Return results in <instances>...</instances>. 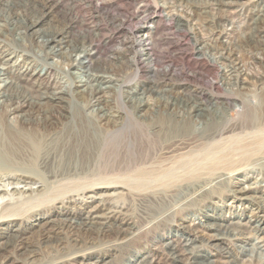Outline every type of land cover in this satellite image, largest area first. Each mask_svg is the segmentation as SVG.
Instances as JSON below:
<instances>
[{
	"label": "bare ground",
	"instance_id": "obj_1",
	"mask_svg": "<svg viewBox=\"0 0 264 264\" xmlns=\"http://www.w3.org/2000/svg\"><path fill=\"white\" fill-rule=\"evenodd\" d=\"M245 2L0 0V264H264V0Z\"/></svg>",
	"mask_w": 264,
	"mask_h": 264
},
{
	"label": "rangeland",
	"instance_id": "obj_2",
	"mask_svg": "<svg viewBox=\"0 0 264 264\" xmlns=\"http://www.w3.org/2000/svg\"><path fill=\"white\" fill-rule=\"evenodd\" d=\"M244 2H245V0H243ZM151 3V2H150ZM245 3H247V2H245ZM68 4V3H67ZM127 4H129V1H127ZM69 5V4H68ZM128 6H130V5H126V6H124L122 9H120L119 11H115L114 9H106V10H100L96 15H97V20H96V24L97 25H99V26H107V28H109L111 25H112V22H111V19L112 18H117V19H121V18H123L122 16H121V13H123V15H124V13L125 12H129V11H131V10H133L134 9V7L133 6H131V7H128ZM129 9V10H127V8ZM133 7V8H132ZM66 6H65V10H66ZM130 8H132V9H130ZM63 9V10H64ZM240 10V8H238V7H233L231 10H229L231 13L230 14H227L228 15V17L231 19V21H232V23H233V25H228L227 27H226V29H227V32L229 33V37L228 38H225V39H223V43L226 45V46H228L230 43H232V42H234V40H236L239 36H241V31H239V26H240V24L242 23V22H244L243 21V16L242 17H240V16H238V14H237V11H239ZM114 11V12H113ZM112 12V13H111ZM115 12H117V13H115ZM118 14V15H117ZM120 15V16H119ZM80 17H83L82 15H80V14H76V13H74L73 15H72V17L71 18H74L73 20L74 21H78V20H81L82 18H80ZM239 24V25H238ZM148 26H151V24L150 23H148L147 24ZM86 27V26H85ZM84 26H78V25H74L73 26V29L71 30V32H70V34H69V37H71V36H77V35H88V32H87V29L85 28ZM240 29H241V27H240ZM163 34H165V33H158V34H155V35H153L152 36V38L150 39V41L153 43V47H154V50H155V56L156 57H162L164 54V56H166V57H169L170 59H176V55L173 53V52H171L170 50H167V47H164V46H158V41H159V39L160 38H162V37H170L171 35H167V33L165 34V35H163ZM171 38H173V39H175V37H172L171 36ZM187 47H185V49H189V45L187 44L186 45ZM99 58L101 59V56L99 55ZM246 60H247V58H245ZM251 60H248V62H250ZM257 61H259V60H257ZM153 66H152V68H153V70H156V72H158L159 70H161V69H163V68H165V67H167V63L165 62V61H161V60H159L158 62H155V63H153L152 64ZM145 68H148V67H145ZM249 68V69H248ZM247 69H248V72H249V74H251V75H254V76H256V75H259V74H261V69L259 68V65H249V67H248ZM148 69H144L143 71H146V72H148L147 71ZM140 74H142L143 75V72H141ZM132 79V77L130 78V80ZM174 79L178 82V83H182V84H189V85H193V83H189L188 81H185V80H183L182 79V77H180V75H177V72H175L174 73ZM133 80V79H132ZM141 80V85L142 86H145V87H148L149 85H151V83H148V82H146V80H147V77H143V78H141L140 79ZM176 83V82H175ZM209 83H210V78L209 77H207L205 80H203L202 82H200V86L202 87V88H204V89H207L208 87H209ZM249 176H250V182H251V177L252 178H257V179H260L261 178V175H259L258 176V170L256 169V170H254V172H252V173H250L249 174ZM253 180V179H252ZM249 183V182H248ZM248 183H243V186H246ZM248 210H247V212L246 213H249V210H250V207H248L247 208ZM190 222V221H189ZM198 230H200L204 235H208L209 234V232L208 231H205V230H201V229H198ZM256 242H260V240L259 239H255V238H252L251 239V241L249 242V244H251V243H256ZM232 249H235V247L233 246V245H236V246H242L243 244H241L240 242H234V243H231V244H228ZM261 245V244H260ZM243 247H245L248 251H249V249H250V246L249 245H244ZM262 253L264 254V249L262 250ZM220 259V258H219ZM264 259V258H263ZM241 260H242V262H244V264L246 263V264H248V261H246V260H248V258L246 257V258H244V257H241ZM246 261V262H245ZM219 262H221V263H216V264H223L225 261H224V259L222 260V259H220L219 260Z\"/></svg>",
	"mask_w": 264,
	"mask_h": 264
},
{
	"label": "built area",
	"instance_id": "obj_3",
	"mask_svg": "<svg viewBox=\"0 0 264 264\" xmlns=\"http://www.w3.org/2000/svg\"><path fill=\"white\" fill-rule=\"evenodd\" d=\"M128 7H131V6H128ZM127 8V7H126ZM127 10H129L128 8H127Z\"/></svg>",
	"mask_w": 264,
	"mask_h": 264
}]
</instances>
